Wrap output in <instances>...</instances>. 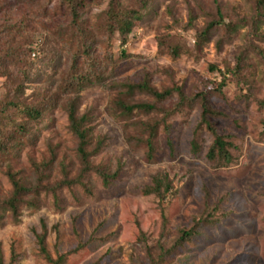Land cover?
Returning a JSON list of instances; mask_svg holds the SVG:
<instances>
[{
  "label": "rangeland",
  "instance_id": "1",
  "mask_svg": "<svg viewBox=\"0 0 264 264\" xmlns=\"http://www.w3.org/2000/svg\"><path fill=\"white\" fill-rule=\"evenodd\" d=\"M78 1L83 4L78 10L79 29L87 35L90 57L80 56L73 68L79 74L99 77L100 82L79 93L77 115L87 117L89 148L102 140L92 164L109 171L119 166L121 172L107 188L90 174L83 185L60 190L57 202L50 194H42L38 209L21 208L17 223L4 215L0 223L2 264H10L12 253L17 257L14 264H48L36 240L41 222L48 231L46 244L51 256L70 253L65 264H149L147 249L158 242L165 246L175 242L180 230L194 226L207 204L210 208L217 205L213 222L200 225L166 264H264L261 58L250 52L239 74L227 75L222 93L210 98L211 108L223 114L210 122L217 134L230 136L235 147L231 150L233 162L226 168L214 169L206 161L212 143L206 131L197 135L199 151L191 152L200 121L198 105L166 118L169 132L160 124L153 159L148 160L142 125L160 123L163 115L136 113L127 119L115 104L123 91L117 84L135 85L148 79L158 91L176 86L191 96L205 87L215 89L219 73L210 67L221 73L227 66L233 68L248 42L264 54V42L252 38L248 26L230 35L219 27L208 42L200 47L195 44L206 24L218 19L217 11L224 23L251 18L255 0H143V8L140 0H118L124 9L142 13L123 47L117 35L109 39L102 31L111 0ZM71 21L63 0H0V103L46 108L39 120L27 124V139L15 134L18 154L4 162L25 184L35 181L32 163L49 161L51 152L55 159L45 173L46 184L61 181L63 170L68 179L79 174L77 141L68 130L62 94L72 57L80 47V31L73 29ZM258 33L264 34V22ZM175 47L179 49L177 58L170 54ZM10 82L22 94L13 93ZM126 101L155 104L140 93ZM174 101L157 106L168 108ZM9 113L10 120L3 119V123L10 131L13 123L26 121L22 107L10 108ZM4 171L5 166L0 167V200L11 193ZM158 173L167 174L174 189L162 204L166 224L158 199L143 194Z\"/></svg>",
  "mask_w": 264,
  "mask_h": 264
},
{
  "label": "trees",
  "instance_id": "2",
  "mask_svg": "<svg viewBox=\"0 0 264 264\" xmlns=\"http://www.w3.org/2000/svg\"><path fill=\"white\" fill-rule=\"evenodd\" d=\"M71 13L72 21L71 24L73 29H78V40L79 46L76 53L72 57L73 66L70 71V75L67 81L64 83V89L62 94L65 95V106L63 110L67 115L68 130L75 137L77 141L76 146V157L80 166L79 174L76 178L68 179L67 174L63 170V179L53 185L45 183L47 175L45 174L50 166L53 164L55 155L51 152L50 160L40 164L32 163L33 173L35 175V181L31 184H25L17 175L12 172L11 167L8 163L4 164L8 158H12L18 154V141L15 140V134L20 137L28 138L29 130L28 123L37 121L41 118L45 107L40 108L36 106L27 105L24 106L20 102H5L0 103V167L5 166L4 175L8 179L11 186L10 195L0 200V223L4 215L8 214L11 221L14 223L19 222L21 216V208L23 206L38 209V199L42 194H50L55 202H57V194L63 188H70L76 185H83L82 181L85 177L90 174L96 175L102 185L107 188L112 185L120 175V167L116 170L109 171L105 167L99 165L95 166L91 160L102 149V140L96 144L95 147L90 149L89 140V129L86 128L87 117L77 115V101L79 93L84 90L87 86L100 82V78L90 74H79L74 70L73 67H77V59L83 56L89 59L90 50L88 48V42L86 41V33L79 29L78 23V10L83 4L78 0H63ZM142 8L145 7V2L140 0ZM217 20H213L206 24L202 31L196 36L195 44L196 47H200L204 42H208L211 34L215 29L222 27L227 35L233 34L240 27H249L250 35L252 38L264 42V34L258 33L260 25L264 22V0H255L253 15L251 18H235L230 23H224L222 16L217 11ZM106 20L103 25V33L111 39L117 35L121 41V47L126 44L128 36L131 34L135 24L140 22L142 19V13L139 10H126L124 9L118 0H111L108 8L105 12ZM178 47L173 48L170 51L171 57L177 58L179 56ZM253 53L261 58L264 65V54L260 49H256L252 43L248 42L246 47L240 50L239 56L236 58V65L233 68L227 66L224 73H221L216 67H210L211 71H217L219 73V82L216 84L215 89L206 88L202 92L195 93L191 96H187L180 87L173 86L161 91H158L149 85L148 79H144L142 82L131 85V84H117L116 88L122 89L123 91L119 95L121 99L116 100V107L120 111V115L124 118L129 119L133 114L136 113H151L159 112L163 115L161 122L156 123H143L142 128L146 138L142 141L146 148V156L148 160L153 159L154 144L157 138V130L160 124L164 125L165 132H169V127L165 125L166 118L175 114L181 113L185 108H192L198 105L200 108V121L194 131V139L191 143V152L197 153L199 151V145L196 141L197 135L201 132L206 131L212 136V143L209 146L205 158L206 161L211 164L214 169H222L230 166L233 162V156L231 150L235 147L231 142V137L227 135H219L216 132L214 125L210 122L211 119L221 118L223 114L215 111L210 106V98L212 94H221L222 90L226 87L227 75L236 77L239 73L241 65L249 53ZM14 55V54H13ZM122 58L125 57V52L121 50ZM91 67V65H89ZM10 89L13 93L22 94L19 87H12V82L9 83ZM8 86V87H9ZM135 93L144 94L155 101V104L139 103L130 104L126 100L131 98ZM175 98V101L169 105L168 108L158 107L157 105L170 103ZM259 105L262 107L264 101H260ZM22 107L23 118L26 121L16 124L13 123L12 131L6 129V124L3 123V119L10 120V108L19 110ZM4 130H3V129ZM264 128V123H263ZM171 146V142L168 141ZM174 189L172 182L167 174L158 173L151 179V184L143 189L145 196H154L158 199V205L161 210V217L164 224L167 223L163 213L162 204L163 202L173 194ZM207 204V203H206ZM218 212L217 205L210 208L208 204L204 212L198 217L194 226L188 230H180L178 237L172 244L165 246L158 242L155 247L147 249V259L149 264H166L167 260L176 252L179 248L189 242L190 239L195 235L197 228L202 224L212 223L215 219V213ZM56 230V228H55ZM48 235L47 228L43 222H41V233L36 235L38 251L43 259L48 264H65L68 254H59L55 252V257L51 256L49 249L47 248L46 238ZM17 257L12 253L10 264H14ZM0 264H2V257L0 256Z\"/></svg>",
  "mask_w": 264,
  "mask_h": 264
}]
</instances>
